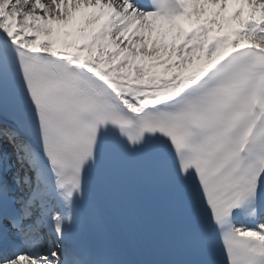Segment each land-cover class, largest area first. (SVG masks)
Returning <instances> with one entry per match:
<instances>
[{"label":"snow or ice","instance_id":"1","mask_svg":"<svg viewBox=\"0 0 264 264\" xmlns=\"http://www.w3.org/2000/svg\"><path fill=\"white\" fill-rule=\"evenodd\" d=\"M0 264H264V0H0Z\"/></svg>","mask_w":264,"mask_h":264}]
</instances>
